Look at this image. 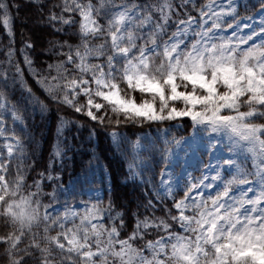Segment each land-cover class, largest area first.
I'll use <instances>...</instances> for the list:
<instances>
[{
  "label": "snow or ice",
  "instance_id": "obj_1",
  "mask_svg": "<svg viewBox=\"0 0 264 264\" xmlns=\"http://www.w3.org/2000/svg\"><path fill=\"white\" fill-rule=\"evenodd\" d=\"M257 3L258 30L239 19L236 0H0V264H264V0ZM22 7L51 37L41 49L46 67L34 66L31 39L15 47L12 10ZM49 103L86 118L90 143L98 128L110 129L112 150L127 163L123 182L148 193L135 211L111 188L107 203L93 188L100 194L76 203L83 186L61 185L72 148L65 133L85 127L63 116L48 162L28 183L36 162L27 163L25 137H36L27 121L45 119ZM122 124L156 125L155 137L125 135ZM185 125L187 135H173ZM141 208L151 216L141 218ZM129 214L135 222L122 236Z\"/></svg>",
  "mask_w": 264,
  "mask_h": 264
},
{
  "label": "trees",
  "instance_id": "obj_2",
  "mask_svg": "<svg viewBox=\"0 0 264 264\" xmlns=\"http://www.w3.org/2000/svg\"><path fill=\"white\" fill-rule=\"evenodd\" d=\"M207 0H196L197 6L205 3ZM15 2L26 4L27 0H15ZM175 3L178 5L180 0H175ZM255 6V8H253ZM247 7V10H246ZM259 5L257 0H248L243 3L239 8V14H249L258 8ZM191 8V5H189ZM194 16L197 15L195 11L192 12ZM12 15L14 17L13 27L15 31L16 43L15 47L19 50L22 47L21 40L22 39H31L35 45V51L30 52L29 54L32 56L34 60V66L36 68L46 67L45 61H51V58L43 54L41 49L46 47V40L51 38L46 29L39 27L33 20L29 19V17L33 16V13L30 9L26 7H22L19 12L15 9L12 10ZM172 29H169L171 32ZM7 43V37L5 35V30L2 26H0V61L5 59L2 46ZM15 59L20 62L22 68H25V79L28 81L29 85L33 88L34 92L37 96H39L42 100H45V96L42 90L35 84V81L28 75L27 69L23 64V56L20 55L19 51H17ZM12 90L9 89V92ZM20 96V92L17 90L15 92V98ZM46 103L48 101L45 100ZM50 112L46 113V118L41 119L40 115H35L34 119H29L27 121L29 125L30 132L35 135L36 141L33 144L27 143V137H25L26 141V152L29 157L27 163L31 164L33 160L36 162V170L31 172L28 176V183H31L32 178L35 177L36 172L43 171L44 166L49 160L50 153L52 152L53 145L55 144V134H56V125L58 123V118L63 116L68 120H78L80 123L85 125L84 129L77 133V129L75 126H69L70 130L66 131L65 135L70 138L71 150L67 152V156L64 159L63 167L60 168L59 162L57 163V167L60 168V183L62 186L68 187L71 183H73L77 190L80 188L85 180L86 184H89L93 187H100L103 189V196L105 203H107L108 198V189L111 188L114 192L115 197L118 199V202L125 205L126 208L135 211V205L138 200L143 199L141 193L144 195H148L147 191L141 185L140 187H136L130 180L125 184L124 177L128 172L127 163L119 156V154L114 153L112 147L110 145V139L108 136V132L110 129L106 128H98L97 136L93 142H89L88 137V128L92 125L86 120V118L82 116L75 115L71 109H67L63 106H59L53 103H49ZM167 127V125H161L160 127ZM190 128L185 125L183 129L173 130V135L177 137L184 135ZM156 130V125L149 127L147 124L142 129L132 128L130 126L121 125L118 129L121 133L125 135L131 136L132 132L140 133H149L154 132ZM134 139V137H133ZM33 152L35 155L33 156ZM95 154V157L98 159H92V154ZM205 162H207V156L204 157ZM196 166H199L196 164ZM195 166V167H196ZM246 168H251V161L246 162L244 165ZM94 172V173H93ZM200 174V172H195ZM90 180L88 181L87 178ZM159 177H157V180ZM45 192H51L52 187L55 185H51V182L45 181ZM51 185V186H48ZM215 195V192L212 194ZM183 196L182 191H178L176 194V198L179 199ZM64 197L61 196V200ZM77 199L89 200V196L86 194L80 195ZM44 203L47 204V198L44 199ZM167 205L171 207V200L166 201ZM123 211V209H120ZM141 218L144 215L151 216V212L145 211L143 208L140 209ZM173 213L175 214V210L173 209ZM156 216L163 215V212L156 211ZM134 219L129 214L125 218L126 228L122 231V236L126 232H131L132 227L134 225ZM107 221L105 224L107 225ZM119 222L117 221V224ZM149 239L155 238L154 236H149Z\"/></svg>",
  "mask_w": 264,
  "mask_h": 264
},
{
  "label": "rangeland",
  "instance_id": "obj_3",
  "mask_svg": "<svg viewBox=\"0 0 264 264\" xmlns=\"http://www.w3.org/2000/svg\"><path fill=\"white\" fill-rule=\"evenodd\" d=\"M246 1H248V0H236V2H237L240 6H242L243 3H245ZM206 2H207V1H206ZM206 2H205V3H206ZM217 2H221V0H217ZM222 2L226 4V3L228 2V0H222ZM258 9H259V7L256 8L254 11H257ZM254 11L250 12L249 14H243V15H240V14H239V19H243L244 23L248 24L249 26H251V27H253V28H257V26L260 24L262 18H261L259 15H254ZM250 16H252L253 18H252V19H248V17H250ZM241 29H242V31H241V33H240L241 35L246 34L247 31H248V29L244 27V24H241ZM257 30H258V28H257ZM226 34H227V35H231V30H230V29L227 30V31H226ZM164 127H165V126H164ZM164 127H162V128H164ZM190 131H191V129H189L187 132H185L184 135H187V133L190 132ZM148 134H150V135L154 138V137H155V134H156V130H155L154 132H149ZM177 151L179 152V149H177ZM180 155H181V157H182V156H183V153H180ZM221 155L227 156V149H226V148L223 150V152L221 153ZM214 163H215V161H214ZM193 164H194V167H195V166H196V162L194 161ZM177 171H179V169H177ZM93 173H94V172H93ZM194 175L199 176L200 174L194 173ZM207 175L209 176V178H211L213 175H215V173H214V172H208ZM88 177H89V178H87V180L89 181V180H90V176H88ZM82 184H83V185H82V186H83V194H86V195H88L89 197H90V196H95V195H99V194H100V193H97V192H91V193H89V192H88V189H89V188L100 189L101 192L103 193V189H102V188H99V187H93V186H91V185H89V184H86L85 180H84V182H83ZM73 185H74V184L71 183L67 188L70 189V188L73 187ZM80 188H81V187H80ZM80 188H78V190H80ZM202 191L204 192L205 195H207V194H209V193L213 194V193L215 192V190H213V189H211V188H204V189H202ZM83 194H82V195H83ZM192 194L195 195L196 193L193 192ZM80 200H84V199H77V200H76V203H79ZM85 201H87V200H85ZM56 207H58V205H57ZM80 208H83V205H82V204L80 205ZM53 210H54V209H53Z\"/></svg>",
  "mask_w": 264,
  "mask_h": 264
}]
</instances>
